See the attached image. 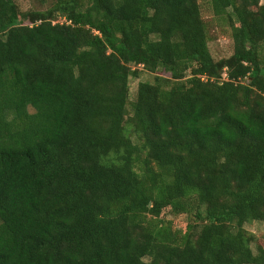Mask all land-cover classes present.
<instances>
[{"label":"trees","instance_id":"trees-1","mask_svg":"<svg viewBox=\"0 0 264 264\" xmlns=\"http://www.w3.org/2000/svg\"><path fill=\"white\" fill-rule=\"evenodd\" d=\"M211 2L218 61L199 0H0V264H264V0Z\"/></svg>","mask_w":264,"mask_h":264},{"label":"rangeland","instance_id":"rangeland-1","mask_svg":"<svg viewBox=\"0 0 264 264\" xmlns=\"http://www.w3.org/2000/svg\"><path fill=\"white\" fill-rule=\"evenodd\" d=\"M54 2L55 0H46L45 3H42L40 0H15L20 14L29 12H46L53 6ZM199 5L201 7L203 19L208 24L210 32L209 48L213 58L216 61L229 58L234 52V44L231 37V22L229 18L227 16L219 17L215 15L211 0H199ZM57 21L63 22L64 19L58 17ZM26 24H28V21H26ZM262 55L264 58V51L262 52ZM138 69L140 75L138 77H131L129 82V98L131 101L136 100L137 90L140 83H154L155 77L157 76L156 74L144 70L143 67H139ZM159 75L169 77V75L164 74L163 72H159ZM124 134L127 137L131 136V125L128 120L125 124ZM161 219L164 223H172L174 230L182 233L193 231L194 227H197L198 229L202 227L201 225L194 223L195 220L191 214L176 215L170 208L163 211ZM245 229L256 237V242L252 246L256 253L257 246L264 247V223L258 221L249 222L245 225Z\"/></svg>","mask_w":264,"mask_h":264}]
</instances>
